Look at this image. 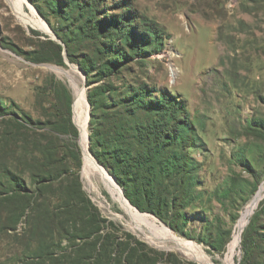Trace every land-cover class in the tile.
Here are the masks:
<instances>
[{"label": "rangeland", "instance_id": "obj_1", "mask_svg": "<svg viewBox=\"0 0 264 264\" xmlns=\"http://www.w3.org/2000/svg\"><path fill=\"white\" fill-rule=\"evenodd\" d=\"M19 3L0 0V264H79L78 238L58 236L49 222L31 219L27 193L38 185L51 194L62 188L70 198L89 199L113 234L126 231L181 261L203 263L151 235V228L122 210L100 178L84 175L71 70L84 89L88 137L87 96L94 90L95 126L104 132L128 129L127 138H137L141 125L152 130L185 120L181 140L158 154L163 165L166 159L171 164L169 157L185 164L183 172L170 167L167 186H160L168 188L176 215L184 217L170 220L190 237L171 233L198 246L213 264H240L242 232L254 218L246 262L264 264V193L239 226L264 183V0ZM30 15L44 28L24 22ZM68 115L78 130L76 140L56 131ZM86 145L89 151L87 139ZM69 151L79 154L78 170ZM154 218L155 227L169 229ZM223 238L227 243L220 251L206 244Z\"/></svg>", "mask_w": 264, "mask_h": 264}, {"label": "trees", "instance_id": "obj_2", "mask_svg": "<svg viewBox=\"0 0 264 264\" xmlns=\"http://www.w3.org/2000/svg\"><path fill=\"white\" fill-rule=\"evenodd\" d=\"M114 30L118 26H112ZM101 29L100 26H96ZM90 30L86 31V35ZM101 31V30H97ZM96 35H93L95 37ZM67 46L64 37H60ZM52 43L51 40L48 41ZM60 50V48H59ZM44 59V58H41ZM84 69L86 67L82 65ZM98 90L88 93L87 99L90 104V128L89 151L94 158L102 164L115 178L118 185L123 189L125 197L139 211L148 212L165 222L169 228L176 233L190 237L189 234L180 226L175 213L176 205L168 197L166 190L160 186L166 183L165 175L173 167L175 172H183L185 164L182 159L169 157L165 160V165L161 163L158 156L165 147L171 143L181 140V131L185 130L186 122L176 120L171 126L153 127L139 126L137 138H127L128 129L106 130L104 132L95 126L97 118L95 110L98 108L96 95ZM143 102L142 99H135ZM134 101V102H135ZM137 103V102H136ZM138 104V103H137ZM167 109V108H166ZM18 121V120H16ZM20 122V121H18ZM138 130V127H135ZM56 131L70 134L71 138H78V130L68 115L61 124L56 126ZM151 132L150 138H146ZM76 147V142H73ZM142 148H141V147ZM40 151V150H38ZM69 156L74 158L75 168H80V158L78 152L69 151ZM39 184L41 182L39 181ZM42 186L34 187L28 192L31 198L30 216L36 222L47 221L52 225L53 232L59 236L63 235L79 239L77 254L74 259L79 264H195L190 261H181L171 251L157 250L150 247L144 241L126 231L113 234L111 230H105V218H102L97 208L89 199L81 197L78 200L67 196V192H49V188L43 190ZM26 189V188H25ZM51 197V198H50ZM58 197L62 203L55 204L52 199ZM171 213V214H170ZM183 219L184 217L180 216ZM254 218L250 219L246 229L242 232V248L244 254L240 264H247V240L250 235H255ZM112 226V222H109ZM199 242L205 243L203 239ZM227 243V238L221 239L218 243L207 242L212 249L222 250ZM159 255H164V258Z\"/></svg>", "mask_w": 264, "mask_h": 264}, {"label": "bare ground", "instance_id": "obj_3", "mask_svg": "<svg viewBox=\"0 0 264 264\" xmlns=\"http://www.w3.org/2000/svg\"><path fill=\"white\" fill-rule=\"evenodd\" d=\"M21 3V0H19ZM19 3V4H20ZM19 11V10H18ZM23 15V14H22ZM24 22L30 23L38 28H44V25L33 18L31 15L23 16ZM209 19V18H208ZM224 25V24H223ZM225 26V25H224ZM52 69H56L57 72H59V69L53 66ZM172 77L174 75L175 69L173 66L170 68ZM72 76L70 77V85L74 90V113L77 118V124L82 132V139L84 141V156H83V173L84 175L90 177L91 175H95L96 177L100 178L103 182L104 186L109 190L111 196L116 199V201L120 204L123 211L126 212V214L133 219L138 225L140 226H147L148 228H151L154 233L151 235L155 236L157 239L160 240L167 239L170 242H173L178 246L179 248H182L189 252L193 257L201 260L205 264H213L210 262V260L205 256L203 251L196 246L195 244H192V242L186 241L182 238L176 237L171 233V230L167 227L161 225L159 227H155L153 224L155 222V219L153 215L149 213H142L140 212L136 207H134L128 199L125 197L122 189L119 188L117 182L113 179V177L110 175L109 171L102 167L89 153L87 145H86V132H85V126H84V118L86 116L85 111V93L83 87H80L77 80L75 79L73 74V70H71ZM264 193V183L260 186L257 194L254 196V198L249 202L245 210L243 211V214L239 220V226L242 228L244 226L245 221L247 220V217L250 216L249 214L255 207L257 201L260 199V197ZM100 204L106 206V204L103 201H100ZM133 229V228H132ZM234 247V246H233ZM201 262V263H202ZM202 263V264H203Z\"/></svg>", "mask_w": 264, "mask_h": 264}, {"label": "water", "instance_id": "obj_4", "mask_svg": "<svg viewBox=\"0 0 264 264\" xmlns=\"http://www.w3.org/2000/svg\"><path fill=\"white\" fill-rule=\"evenodd\" d=\"M88 106H89V108H88V119H89V117H90V105H89V103H88ZM86 139H87V141H89V137H88V135H86ZM111 175V174H110ZM112 176V175H111ZM113 177V179L116 181V178L114 177V176H112ZM121 188V187H120ZM122 189V188H121ZM122 191H123V189H122ZM129 201V200H128ZM150 214V213H149ZM151 215H153V214H151ZM154 216V215H153ZM170 229V228H169ZM171 230V229H170ZM172 231V230H171ZM170 248H176V249H180L178 246L176 247L175 245H173V246H170Z\"/></svg>", "mask_w": 264, "mask_h": 264}]
</instances>
